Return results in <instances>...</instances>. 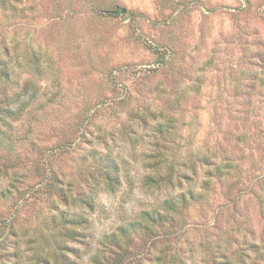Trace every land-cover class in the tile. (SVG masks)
Segmentation results:
<instances>
[{
  "label": "rangeland",
  "instance_id": "374dc122",
  "mask_svg": "<svg viewBox=\"0 0 264 264\" xmlns=\"http://www.w3.org/2000/svg\"><path fill=\"white\" fill-rule=\"evenodd\" d=\"M3 1L0 264H264V0Z\"/></svg>",
  "mask_w": 264,
  "mask_h": 264
},
{
  "label": "trees",
  "instance_id": "16d2710c",
  "mask_svg": "<svg viewBox=\"0 0 264 264\" xmlns=\"http://www.w3.org/2000/svg\"><path fill=\"white\" fill-rule=\"evenodd\" d=\"M0 7L4 8L5 4L4 1L1 0L0 1ZM116 168L113 164L111 165H107L106 166V171H108V173L112 174V171H115ZM105 171V173H107ZM214 172H217L218 175H222L224 174V168H221L220 166H216L214 168ZM107 173V178L111 179V175H109ZM168 171L166 172L165 176L162 174L160 175L159 179H156V182H162V183H169L170 181V176H167ZM161 176L163 178H161ZM113 177V176H112ZM165 177V178H164ZM55 179L52 178L51 180V185H54ZM207 181H204V184H206ZM208 184V183H207ZM188 194V195H187ZM195 199L196 196H194V194L189 191V193L181 191L180 194L177 197H166L165 199H163L160 202V205L163 210L161 209H143L142 210V215H140L139 219L136 220H131L129 222H127V224L121 226L119 228V234L121 235L120 238H125L129 235V233H131V231L133 232H141V233H149V231H152L153 226L154 225H161L162 223H165L168 219V212L169 211H173L176 210L177 206L181 203H187L190 199ZM115 237L113 236L112 239H110V242H113L112 245H116L119 246L121 249H125L122 248L123 246V242H121L119 239H116L115 241H113Z\"/></svg>",
  "mask_w": 264,
  "mask_h": 264
}]
</instances>
